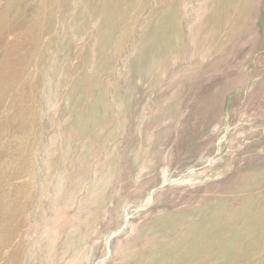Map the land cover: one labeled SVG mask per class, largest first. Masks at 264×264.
I'll return each instance as SVG.
<instances>
[{"label": "rangeland", "instance_id": "374dc122", "mask_svg": "<svg viewBox=\"0 0 264 264\" xmlns=\"http://www.w3.org/2000/svg\"><path fill=\"white\" fill-rule=\"evenodd\" d=\"M0 121L1 264H264V0H0Z\"/></svg>", "mask_w": 264, "mask_h": 264}, {"label": "bare ground", "instance_id": "6f19581e", "mask_svg": "<svg viewBox=\"0 0 264 264\" xmlns=\"http://www.w3.org/2000/svg\"><path fill=\"white\" fill-rule=\"evenodd\" d=\"M7 28H8V27H7ZM9 32H10V31H9ZM20 33H21V32H20ZM14 35H15V34H14ZM17 35H18L19 37H21V36L19 35V33H18ZM22 35H24V33H23ZM25 35H26V34H25ZM29 36H30V35H29ZM16 37H17V36H16ZM16 37H14V38L17 39ZM24 39H27V37L24 38V36H23V40H24ZM28 39H29V37H28ZM19 40H21V38H20ZM17 41H18V40H17ZM17 41H16V42H17ZM27 43H28V41H27ZM11 44H13V43H11ZM16 44H17V43H16ZM22 44H23V43H22ZM10 46H11V45H10ZM16 46H17V45H16ZM18 46H19V43H18ZM20 46H21V44H20ZM26 46H27V45H26ZM31 46H32V45H31ZM12 47H14V46H12ZM10 48H11V47H10ZM18 50H19V49H18ZM28 52H29V51H28ZM26 53H27V52H26ZM20 61H21V60H20ZM10 75H11V74H10ZM3 117L6 119L5 116H3ZM3 117H2V118H3ZM2 118H1V119H2ZM1 121H2V120H1ZM1 121H0V122H1ZM8 121H9V120H8ZM13 121H14V120H13ZM13 121H12V122H13ZM3 122H4V120L2 121V125H3ZM14 122H16V121H14ZM14 122H13V123H14ZM7 123H8V122H7ZM13 123H11V124H13ZM16 124H18V123H16ZM16 124H15V125H16ZM19 124H20V123H19ZM27 124H28V123H27ZM27 124H26V125H27ZM5 125H6V124H5ZM5 125H4V126H5ZM8 125H9V124H8ZM8 125H7V126H8ZM10 127H11V125H10ZM12 127H14V124H13ZM12 127L10 128V130L12 129ZM15 127H16V126H15ZM18 127H19V130H20V125H19ZM5 128H6V127H5ZM25 128L27 129L28 127H25ZM25 128H23V129H25ZM8 129H9V128H8ZM17 129H18V128H17ZM21 129H22V128H21ZM23 129H22V130H23ZM0 130H1V129H0ZM14 130H16V129H14ZM22 130H20V131H22ZM2 131L5 132L4 127H3ZM20 131H19V134H22ZM26 131L28 132V130H26ZM26 131H25V132H26ZM7 132H8V130H7ZM9 132H10V131H9ZM23 132H24V130H23ZM27 132H26V133H27ZM2 133H3V132H2ZM13 133H14V132H13ZM17 133H18V132H17ZM9 134H11V133H9ZM9 134H8V136H7L8 138H9V136H10ZM27 134H28V133H27ZM27 134H26V135H27ZM15 135H16V132H15ZM15 135H13V136H15ZM17 135H18V134H17ZM4 136H6V134L3 135V138H4ZM11 136H12V135H11ZM19 136H20V135H19ZM24 136H25V135H24ZM27 137H28V136H27ZM0 138H2V136H0ZM5 138H6V137H5ZM10 138H11V137H10ZM15 138H16V136H15ZM19 138H21V136H20ZM12 139H13V138H12ZM3 140H4V139H3ZM3 140L1 139V142H2ZM7 140H8V139H7ZM4 142H5V141H4ZM8 142H9V140H8ZM21 143H22V142H21ZM6 144H8V143H6ZM6 144H5V145H6ZM9 144H11V143H9ZM3 145H4V144H3ZM24 145H26V144H24ZM1 146H2V145H1ZM8 146H9V145H8ZM9 147H10V149H11L12 145H10ZM14 147H15V146H14ZM14 147H13V148H14ZM2 148H3V147H2ZM15 148H16V147H15ZM18 148H19V147H18ZM24 148H26V146H25ZM28 148H29V147H28ZM28 148H27V149H28ZM3 149H4V148H3ZM10 149L8 148L7 150L10 151ZM13 150H14V149H13ZM21 150H22V149H21ZM23 150H24V149H23ZM23 150H22V151H23ZM2 151H3V150L1 149V155H2ZM11 151H12V150H11ZM18 151H19V149H18ZM25 151H26V149H25ZM3 152H4V151H3ZM5 152H6V151H5ZM15 152H16V151L14 150V153H15ZM23 152H24V151H23ZM6 153H7V152H6ZM6 153H4V155H5ZM12 153H13V152L8 153V154H9V155H13ZM16 153H17V152H16ZM18 153H19V152H18ZM18 153L16 154L17 156H18ZM20 153L23 154L22 152H20ZM20 153H19V155H20ZM24 153H25V152H24ZM25 154H26V153H25ZM25 154H23V155H25ZM6 155H7V154H6ZM20 156H21V155H20ZM3 157H4V156H3ZM7 157H9V156H7ZM10 157L13 158L14 156H13V157L10 156ZM18 157H19V156H18ZM0 158H1V157H0ZM5 158H6V157H5ZM14 158H15V157H14ZM2 159H3V158H2ZM9 159H10V158H9ZM16 159H17V158H16ZM19 159H20V157H19ZM19 159H18V160H19ZM4 160H5V159H4ZM18 160H16V161H18ZM13 161H14V160H13ZM20 161H21V160H20ZM8 162H9V161H8ZM1 163H2V162H1ZM1 163H0V164H1ZM4 163H5V162H4ZM14 164H15V163H14ZM17 164H18V163H17ZM20 164H21V163H20ZM3 165H4V164H3ZM14 166H15V165H14ZM16 166H17V167H20V166H18V165H16ZM16 166H15V167H16ZM25 166H26V165H25ZM2 167H3V166H2ZM2 167H1V168H2ZM15 167H14V171H15ZM5 169H7V168H5ZM5 169H4V170H5ZM7 170H8V169H7ZM11 170H12V169H11ZM11 170H10V171H11ZM17 170H18V169H17ZM19 170H20V168H19ZM8 171H9V170H8ZM20 171H21V170H20ZM0 173H1V171H0ZM2 173H3V172H2ZM2 173H1V174H2ZM6 173H7V172H6ZM16 173H17V172H16ZM20 173H21V172H20ZM20 173H19V174L17 173V174L20 176ZM1 174H0V175H1ZM10 174H12V173H10ZM14 174H15V173H14ZM17 174H16V176H17ZM2 176H4V175L2 174ZM7 176H8V175H7ZM11 176H13V175H11ZM11 176H8V177H10L9 179H11ZM16 176H15V177H16ZM0 177H1V176H0ZM13 177H14V176H13ZM1 178L3 179V177H1ZM1 178H0V179H1ZM4 178H5V176H4ZM17 178H18V176H17ZM21 178H22V177L20 176V179H21ZM15 179H16V178H15ZM15 179H14L13 181H15ZM18 180H19V179H18ZM5 181H6V180H5ZM7 181H8V180H7ZM9 181H10V180H9ZM0 182H1V181H0ZM3 182H4V180L2 181V183H3ZM4 183H5V182H4ZM6 183H7V182H6ZM10 184H12V183H10ZM5 185H6V184H5ZM12 185H14V184H12ZM17 185H18V183H17ZM4 187H5V186H4ZM6 187H7V186H6ZM6 187H5V188H6ZM9 187H10V185H9ZM15 187H16V186H15ZM5 188H3V189H5ZM17 188H18V187H17ZM10 190H11V189H10ZM13 190H14V189H13ZM13 190H12V191H13ZM21 190H22V189L20 188V191H21ZM0 191H1V189H0ZM3 191H4V190H3ZM7 191H9V190H7ZM12 191H11V192H12ZM17 191H18V190H17ZM20 191H18L17 193H19ZM14 192H15V190H14ZM6 193H7V192H6ZM15 193H16V192H15ZM15 193H14V194H15ZM21 193H23V192H21ZM1 194H2V192H1ZM11 194H12V193H11ZM4 195H5V193H4ZM6 195H7V194H6ZM18 195H19V194H18ZM12 196H14V195L12 194L11 197H12ZM15 196L17 197V194H15ZM20 196H21V195H20ZM2 197H4V196H2ZM5 197L8 198V196H5ZM5 197H4V198H5ZM16 197H15V198H16ZM18 197H19V196H18ZM18 197H17L16 199H18ZM22 197H23V196H22ZM2 199H3V198H2ZM8 199H9V198H8ZM12 199H14V198L12 197ZM12 199H11V201H12ZM16 199H14V201H15ZM20 199L22 200V198H20ZM6 201H7V199H6ZM6 201L3 200L2 202H6ZM14 201H13V202H14ZM18 201H19V200H18ZM22 201H24V200H22ZM26 201H27V200H26ZM2 202H1V200H0V203H2ZM8 202H9V201H8ZM18 203H19V202H18ZM26 203H27V202H26ZM26 203L24 204L25 206H26ZM5 204L7 205V208H8V204H7V203H5ZM10 204H11V203H10ZM15 204H17V203H15ZM27 204H28V203H27ZM2 205H4V204H2ZM2 205L0 204V206H2ZM6 205H5V206H6ZM12 205H13V203H12ZM12 205H11V206H12ZM11 206H10V207H11ZM18 206H19V205H18ZM25 206H24V207H25ZM2 207H3V206H2ZM2 207H0V208L3 209ZM10 207H9V211H10ZM20 207L23 209V207L21 206V202H20ZM7 208H4L3 210H7ZM12 208H13V207H11V211H13L15 207L13 208V210H12ZM16 208H17V205H16ZM21 208H20V209H21ZM3 210H1V211H3ZM16 210L22 212V210H19V208H17ZM18 211H17V212H18ZM13 212H15V211H13ZM13 212H12V213H13ZM0 213H2V214L4 213V216H5V213H6V212H0ZM9 213H10V212H9ZM19 213H20V212H19ZM22 213H23V212H22ZM0 216H1V215H0ZM9 216H10V218H11V215H9ZM9 216H8L7 218H9ZM1 219H3V216H2V218L0 217V221H1ZM4 220H5V218H4ZM9 220H10V219H9ZM11 220H12V218H11ZM7 221H8V219L6 220V224H7ZM1 223H2V221H1ZM8 223H9V221H8ZM4 224H5V223H4ZM6 224H5V225H6ZM2 225H3V224H2ZM8 226H9V225H8ZM8 226H7V227H8ZM0 227H1V226H0ZM7 227H6V228H7ZM9 227H10V226H9ZM9 227H8V228H9ZM2 228H3V231H4V232L0 231V246H1L0 256H1L2 253H4V254L7 256V254H6V250H7L8 245H7V243L4 241V240H5V239H4V236H5V230H4V228H5V227H2ZM2 228H1V229H2ZM14 229H15V227H14ZM8 230H9V229H8ZM8 230H7V231H8ZM9 232H10V231H9ZM9 232H8V233H9ZM15 233H16V232H15ZM15 233H14V236H15ZM6 234H7V233H6ZM6 236H7V235H6ZM12 236H13V235H12ZM6 238H7V237H6ZM13 238H14V237H13ZM13 238H12V240L15 239V238H14V239H13ZM10 239H11V238H10ZM12 240H11V241H12ZM14 242H15V241H14ZM10 246H11V244H10ZM15 246H16V245H15ZM18 247H19V246H18ZM8 248L10 249V247H8ZM11 248H13V247H11ZM15 252H17V251H15ZM18 253H19V252H18ZM11 254H12V253H11ZM19 254H20V253H19ZM9 256H10V255H9ZM20 256H21V255H20ZM13 257H14V256H13ZM15 257H17V255H16ZM15 257H14V258H15ZM7 258H8V256H7ZM11 258H12V257H11ZM5 259H6V258H5ZM5 259L3 258V260H5ZM3 260H2V261H3ZM0 261H1V260H0ZM6 261H7V260H6ZM16 261H17V260H16ZM8 262H9V261H8ZM8 262H7V263H8ZM19 262H20V261H19ZM1 263H2V262H1ZM1 263H0V264H1ZM3 263H6V262H3ZM7 263H6V264H7Z\"/></svg>", "mask_w": 264, "mask_h": 264}]
</instances>
